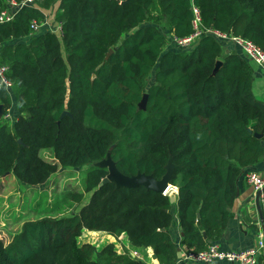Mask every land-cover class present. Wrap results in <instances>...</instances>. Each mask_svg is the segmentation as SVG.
Segmentation results:
<instances>
[{"label":"trees","instance_id":"1","mask_svg":"<svg viewBox=\"0 0 264 264\" xmlns=\"http://www.w3.org/2000/svg\"><path fill=\"white\" fill-rule=\"evenodd\" d=\"M22 1L0 0V13ZM192 7L202 29L264 50V0H32L0 23V64L13 84L0 89V178L35 187L60 169L86 167L84 191L68 196L80 205L90 194L77 212L0 240V264H142L112 243L79 244L83 231L125 235L159 264H176L175 218L192 252L220 238L239 174L264 155V101L253 95L247 60L223 54L213 36L167 50L171 36L193 33ZM49 11L60 35L32 33ZM107 157L124 176L156 180L170 163L174 202L144 186L98 187L108 169L94 164Z\"/></svg>","mask_w":264,"mask_h":264},{"label":"rangeland","instance_id":"2","mask_svg":"<svg viewBox=\"0 0 264 264\" xmlns=\"http://www.w3.org/2000/svg\"><path fill=\"white\" fill-rule=\"evenodd\" d=\"M152 83L153 75L151 74L147 84ZM254 97L259 101H264V97L261 95L254 93ZM40 156L49 160L52 158V153L50 150H44L41 151ZM84 169L86 167L82 170L60 169L45 184L35 187L20 183L13 175L0 178V240L8 245L15 235L20 234L25 223L45 218L66 217L77 212L80 207L87 203L90 194H84V200L80 205L72 202L68 194L84 191ZM110 175L115 183L120 184L122 182V178L114 176L112 173ZM168 189V196H173L170 194L171 188ZM106 238H109L106 234H91L83 231L78 242L79 244L89 243L99 249L107 242ZM115 243V250L117 249L116 246L121 248L117 252H129L124 247L125 241L116 240ZM129 248L132 249L131 246Z\"/></svg>","mask_w":264,"mask_h":264},{"label":"crops","instance_id":"3","mask_svg":"<svg viewBox=\"0 0 264 264\" xmlns=\"http://www.w3.org/2000/svg\"><path fill=\"white\" fill-rule=\"evenodd\" d=\"M57 7V4L56 6ZM47 24L43 25L41 28V32L49 31L51 29H55L57 31L58 23L55 22L54 16L51 12H46L45 14ZM57 34V33H56ZM59 35V34H57ZM223 54L230 53H238L243 58H245L239 49L233 45L230 41H218ZM177 50L178 48L172 44L170 38L167 43V50ZM246 59V58H245ZM251 69L253 70V80L252 82V92L256 95H261L264 97V72L257 64L253 62L247 61ZM253 93V95H254ZM13 106L12 109L14 108ZM15 113V110H14ZM248 171H255L259 175L264 176V155L261 158L260 162L252 167L245 168L241 171L237 178L236 182V194L233 200V203L229 209L230 216L225 224L224 231L219 239L213 241L211 244H214L218 247V249L223 251H240L247 248L255 247L258 241L257 236L262 234L264 235V221L261 222L259 219L258 213L256 211L253 196L255 195L251 186L247 184L245 181V175ZM171 188L170 194L175 196L177 195V189L173 186ZM168 195V193H167ZM172 197V196H169ZM249 201V202H248ZM248 202V203H247ZM263 209V218H264V205H262ZM254 223H257L254 225ZM91 234H106L103 232H88ZM107 235V234H106ZM172 240L177 246V249H180V257L178 258L177 252V263L176 264H204V263H194L185 259V256L191 251L186 246L181 244L182 233L180 227L178 225V220L175 218V224L171 228ZM109 238H106V244H115V241H125L124 247L129 250V252H137L136 259L140 261L142 264H159L157 260L153 259L151 248L146 249H131L129 248L130 244L125 235H122L118 238L107 235ZM111 238V239H110ZM205 238V237H204ZM118 245V244H117ZM116 251L121 250L120 246H116ZM123 251V250H122ZM118 254H121L117 252ZM213 264H232L224 261H216ZM258 264H264V252L259 256Z\"/></svg>","mask_w":264,"mask_h":264},{"label":"built area","instance_id":"4","mask_svg":"<svg viewBox=\"0 0 264 264\" xmlns=\"http://www.w3.org/2000/svg\"><path fill=\"white\" fill-rule=\"evenodd\" d=\"M32 0H23L21 3L11 2L8 4V7L0 13V23L10 21L15 11L26 5L30 4ZM193 13V33L185 38H175L170 37L172 44H174L180 50H187L192 48L199 38L206 34L213 36L217 41H230L235 47L239 49L241 54L246 58L247 61L253 62L260 66L264 72V50H261L259 47L254 45L252 42L237 38L228 34H223L212 29H202L200 27V16L197 8L192 7ZM47 24L45 19L41 24L32 23L31 31L32 33L41 32L43 25ZM57 31L55 29L49 30L50 32L57 33L60 35V25L57 26ZM7 67L0 64V89H4L7 92H10L13 84L6 78ZM6 120H12L13 116L8 113L5 116ZM245 181L249 186L252 187L254 193L261 190L264 187V176L259 175L255 171H248L245 175ZM260 203L264 205V193L260 195ZM257 223H254V225ZM258 241L255 247L243 249L240 251H223L218 249L214 244H210L206 249L198 252L190 251L185 259L194 263H204V264H213L216 261H224L232 264H258L259 256L264 252V235L260 234L257 236ZM132 257H137V252L133 251Z\"/></svg>","mask_w":264,"mask_h":264},{"label":"water","instance_id":"5","mask_svg":"<svg viewBox=\"0 0 264 264\" xmlns=\"http://www.w3.org/2000/svg\"><path fill=\"white\" fill-rule=\"evenodd\" d=\"M197 44H198V41H197V43H195L194 46H196ZM111 53H112V51H109L107 57ZM220 65H221V63L218 62L216 64V69ZM146 102H147V95L145 94V95H143L141 102L138 104V108L140 110H144L146 107ZM0 110H1V106H0ZM65 115H69V114L67 112H63L61 117L65 116ZM0 116H1V111H0ZM256 136H257V138L262 137L261 135H256ZM94 166L104 167V168L108 169V175L102 180V182L98 185V187H102L103 185L110 183V182L113 183L116 187L132 188V187H137V186H144L145 188H147L149 190H152L154 192L161 193L164 195H167L166 191H167L168 187H171L170 174H171L172 166L170 163H168L165 166L166 173L160 180H156L152 176H146V175L141 174V173H137L135 176H131V177L124 176L116 170L115 164L109 159V157H107L105 160H102V161L95 163ZM111 173L114 176L122 178V182L120 184L115 183L111 178V175H110ZM261 193H264V187L255 193V195L253 196V200H254V205H255L256 211L258 213L259 219L261 220V222H263L264 221L263 209H262V205H261L260 200H259ZM174 199L175 198L173 196L170 197L171 203L174 202ZM204 237H205V235H204ZM177 252H178V258H179L180 257V249H177ZM130 255L132 256L131 253H130Z\"/></svg>","mask_w":264,"mask_h":264},{"label":"bare ground","instance_id":"6","mask_svg":"<svg viewBox=\"0 0 264 264\" xmlns=\"http://www.w3.org/2000/svg\"><path fill=\"white\" fill-rule=\"evenodd\" d=\"M169 188V187H168ZM168 190V189H167ZM167 192V191H166Z\"/></svg>","mask_w":264,"mask_h":264}]
</instances>
